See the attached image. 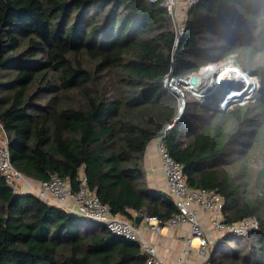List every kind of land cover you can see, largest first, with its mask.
<instances>
[{
    "label": "trees",
    "instance_id": "trees-1",
    "mask_svg": "<svg viewBox=\"0 0 264 264\" xmlns=\"http://www.w3.org/2000/svg\"><path fill=\"white\" fill-rule=\"evenodd\" d=\"M163 0H0V128L12 165L73 191L82 174L99 201L135 226L177 213L149 190L156 138L193 189L216 192L227 223L204 264H264V0H199L177 34ZM258 82L256 97L212 111L164 87L224 59ZM171 125L169 129L165 126ZM138 243L100 223L13 192L0 174V264H143Z\"/></svg>",
    "mask_w": 264,
    "mask_h": 264
},
{
    "label": "built area",
    "instance_id": "built-area-1",
    "mask_svg": "<svg viewBox=\"0 0 264 264\" xmlns=\"http://www.w3.org/2000/svg\"><path fill=\"white\" fill-rule=\"evenodd\" d=\"M149 1L155 2L157 0ZM177 1L178 0H163L162 6L166 8L168 14L171 16L176 33L180 35L184 27L183 22H179L178 18L183 21L186 17V11L197 4L199 0H182V6L180 5L179 7ZM189 76L179 78L167 77L163 85L166 89L173 92H175V89H171L170 84L174 81L187 85L185 90L200 86L201 93H199V95L203 96L200 98V96L197 95V97L201 99L199 105L208 109L210 107L212 110L223 109L229 101H239L237 100L238 97H231L228 98L226 100L227 102L223 105H221L220 102V99L227 93L228 88L235 85L231 84L228 88L224 87V89L219 86L218 89L214 91L216 85L213 87L212 85L217 82L218 79L206 83L203 87L200 82L201 78H199L198 84L193 86L189 83ZM254 78L255 84L257 85V79L256 77ZM239 87L240 86H235V88ZM180 94L183 95L184 93L181 92ZM212 94L213 96L211 97ZM180 98L182 99V97ZM180 98L179 100H181ZM212 99H214V101H212ZM209 100L210 102H208ZM170 127L171 125L165 126L164 131ZM157 150L160 166L165 178L166 193L172 198L177 213L163 224L154 217H147L143 212L138 215H142L143 220L151 225L152 229L157 231H160L161 226L165 225L169 228H175L183 224L190 226L191 236L185 239L186 245L181 252V257L177 260L178 264H190L188 257L192 248L198 253L207 254L210 244L214 242L209 241L203 228L199 225V213L207 215L209 225L212 230L217 233L218 238L226 235L240 237L258 228V220L255 217H247L232 223L225 222L221 197L212 190L191 188L186 183L181 165L166 151L161 142V138L158 142ZM0 174L5 178L13 192L32 193L48 205L63 209L82 219L100 223L112 234L122 236L127 240L138 243L142 253L146 257L143 264H168L157 249L143 236L140 227L135 226L132 222L125 220L121 216L113 215L108 207L99 201L95 193L86 188V180L83 174L81 176L79 189L73 191L68 182L61 180L57 175H51L47 180L37 181L26 177L18 171L10 161L7 140L4 133L2 143H0ZM194 239L197 240L196 246L192 245Z\"/></svg>",
    "mask_w": 264,
    "mask_h": 264
},
{
    "label": "crops",
    "instance_id": "crops-1",
    "mask_svg": "<svg viewBox=\"0 0 264 264\" xmlns=\"http://www.w3.org/2000/svg\"><path fill=\"white\" fill-rule=\"evenodd\" d=\"M177 4L178 7L182 6V0H178ZM159 141L160 138H156L147 145L143 159L145 183L149 190L166 192L165 178L160 166L157 150ZM199 225L203 228L209 241L213 242L218 238L217 233L210 227L206 214L199 213ZM137 226L140 227L143 236L157 249L168 264H178L177 260L181 257V252L186 245L185 239L191 236L189 225L183 224L175 228H169L165 225L161 226L160 231H157L142 220ZM192 245H197L196 239L192 241ZM207 256L208 254L198 253L192 248L188 257L189 263L204 264Z\"/></svg>",
    "mask_w": 264,
    "mask_h": 264
},
{
    "label": "rangeland",
    "instance_id": "rangeland-1",
    "mask_svg": "<svg viewBox=\"0 0 264 264\" xmlns=\"http://www.w3.org/2000/svg\"><path fill=\"white\" fill-rule=\"evenodd\" d=\"M179 16H180V14H179ZM178 20H179V22H182L181 21L182 19L178 18ZM207 68L209 69V72L205 73V70ZM233 68L238 69L235 65L232 64L231 59L228 58V59L217 61L215 63L208 64L205 67L201 68L198 71V73L191 74V76L197 75L198 78H201L200 79L201 86L204 87L206 83L212 82V80L215 81L216 79H218L220 81L221 76H222V79L226 80V78H228V76H227V74L225 75L223 73L226 71V69H233ZM252 77H254V76H252ZM170 87H171V89L172 88L175 89V93H177L179 95V97H182V99L184 101H185V92H186L189 95V96H187L186 101H189L191 103H195V104L199 105V102L201 99H199V97H197V95H198L197 94L198 93L197 88L185 90V87H187V85H183L177 81H174L172 84H170ZM257 88H258V84L255 85V88L253 90V94L251 96L249 95L248 97H245L242 100H239L238 102L237 101H229L227 104H229V105L230 104H242V103H246L249 101H253L255 99V96L257 93V91H256ZM228 89H231V90L235 89V86L228 88ZM194 90H196V91H194ZM181 92H183L184 94L181 95L180 94ZM198 96H200V98H201V96H203V95H198ZM186 101H185V104H186ZM212 101H214V99H212ZM185 107H186V105H184L183 111H184ZM209 109L212 110L210 107H209ZM2 139H3V132H2V129L0 128V143H2Z\"/></svg>",
    "mask_w": 264,
    "mask_h": 264
},
{
    "label": "bare ground",
    "instance_id": "bare-ground-1",
    "mask_svg": "<svg viewBox=\"0 0 264 264\" xmlns=\"http://www.w3.org/2000/svg\"><path fill=\"white\" fill-rule=\"evenodd\" d=\"M209 72V69L207 68L205 70V73ZM223 74H227L228 78L222 79V76L220 78V81L218 80L217 82H215L213 86H215L214 91H216L218 89V87L220 86V88L224 89L228 88L229 85H235V86H240L239 88H235V89H228L227 93L222 97V99H220L221 105H223L225 102H227L226 100L228 98H237V100H241L245 97H248L249 95L251 96L253 94V90L255 88V78L252 76H248L245 73L240 72L237 69H226V71ZM194 89L197 88V94L199 95V93H201L200 87L196 86L193 87ZM196 91V90H194ZM213 96V94L211 95V97ZM228 96V97H226ZM226 98V99H224ZM210 102V100L208 101ZM228 104H226L224 107H226ZM195 243V242H194Z\"/></svg>",
    "mask_w": 264,
    "mask_h": 264
},
{
    "label": "water",
    "instance_id": "water-1",
    "mask_svg": "<svg viewBox=\"0 0 264 264\" xmlns=\"http://www.w3.org/2000/svg\"><path fill=\"white\" fill-rule=\"evenodd\" d=\"M198 76L197 75H192L189 77V83L193 86H196L198 84ZM184 105H185V101L183 99L179 100L178 102V113H177V116L175 117L174 119V122L177 121L182 113H183V108H184ZM143 220V216L142 215H137L134 217V222L135 224H140L141 221Z\"/></svg>",
    "mask_w": 264,
    "mask_h": 264
},
{
    "label": "clouds",
    "instance_id": "clouds-1",
    "mask_svg": "<svg viewBox=\"0 0 264 264\" xmlns=\"http://www.w3.org/2000/svg\"><path fill=\"white\" fill-rule=\"evenodd\" d=\"M248 75H249V74H248ZM228 105H229V104H228ZM228 105H227V106H228ZM224 108H225V107H224ZM220 110H222V109H220ZM212 111H219V110H212Z\"/></svg>",
    "mask_w": 264,
    "mask_h": 264
}]
</instances>
